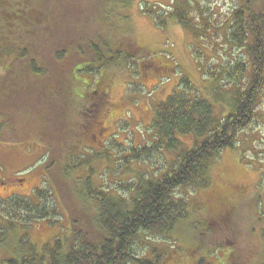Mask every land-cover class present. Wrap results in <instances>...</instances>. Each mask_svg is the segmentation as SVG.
Masks as SVG:
<instances>
[{
  "label": "trees",
  "instance_id": "16d2710c",
  "mask_svg": "<svg viewBox=\"0 0 264 264\" xmlns=\"http://www.w3.org/2000/svg\"><path fill=\"white\" fill-rule=\"evenodd\" d=\"M216 1L170 0V5L163 4L160 11L146 9V14L161 28H166L169 20L176 21L198 44H191L192 55L206 57L199 65L194 57L200 82L181 74L184 78L173 93L155 107L150 126L154 140L147 146L132 149L134 159L172 151L173 162L156 168L155 173H139L122 195L113 194L111 188L93 185L95 171L91 168L85 175V191L80 193L91 213L80 211L69 200L71 197L63 195L67 192L56 187L70 221L64 234L69 232L70 236L65 240L54 237L38 246L26 234L18 240L17 253L3 255L0 264H132L136 261L139 264H264V253L263 257H244L230 241L204 248L201 242L188 240V232L183 228L185 225L195 231L194 223L188 220V203L178 196L177 189L207 190L215 158L224 149L236 148L243 131L263 117L260 110L264 105V0H225L229 1L226 13L217 11ZM44 2L0 0V69L4 70V75H0V118L7 120L4 111L9 109L7 104L16 105V101L6 104L3 99L24 91L35 97L32 105L38 108L37 117L44 126L51 129L58 122L67 121L70 130L73 115L63 110L62 103L68 101L67 105L72 104L74 111L82 101L92 103L87 119L91 117L94 122L97 116L113 107L110 94L114 86L113 70L134 61L141 48L135 42L134 45L118 40L114 33L109 35L110 27L102 23L103 35L87 33L81 38L84 53L79 52L77 59L63 60L62 50L50 58L46 56L47 51H42L56 45V41L55 35L50 38V33L46 32L48 26L52 27V21L41 17ZM221 45L239 49V54L226 60L220 54V49H224ZM83 46H86L85 51ZM203 46L211 49L215 56L207 57ZM161 56L164 59L139 60L138 68L142 69L144 77L148 69L157 73L160 83L176 74L177 64L167 54ZM213 59L217 61L211 62ZM43 130L46 138L54 136L52 129V133L46 127ZM186 137L190 138V144L185 141ZM245 147L250 150L251 141L245 143ZM71 155L77 154L72 152ZM85 162L88 165L87 159H81V167ZM53 181L59 185L58 181ZM43 198L46 196L40 197ZM208 198L211 205L203 228L209 233H216L212 226L229 231L233 227L231 218L236 205L228 195L224 198L217 192H212ZM212 198L217 206H213ZM263 198L264 195L258 193L255 200L259 202ZM34 206L37 204L31 200L29 203L13 197L2 200L0 245L11 237L16 238L14 234L22 226L18 221L23 225L40 222L42 213L23 215ZM39 208L47 209V206ZM54 208L52 213H55ZM44 213L43 217H49L50 212L45 210ZM260 227V241L264 245V224ZM149 238L170 243L180 241L182 245L176 250L166 245L161 252V248L153 246L152 260L136 258L134 244L137 240L147 244Z\"/></svg>",
  "mask_w": 264,
  "mask_h": 264
},
{
  "label": "rangeland",
  "instance_id": "374dc122",
  "mask_svg": "<svg viewBox=\"0 0 264 264\" xmlns=\"http://www.w3.org/2000/svg\"><path fill=\"white\" fill-rule=\"evenodd\" d=\"M169 2L170 0H45L41 7V17L42 20L49 18L52 21V27L48 26L46 32L50 33V38L55 35L56 41V45L48 46L42 51H47L46 56L53 58L54 54H59V50H62L60 54L63 60L77 59L79 52L84 53L80 45L81 38L87 33L103 35L105 29H101L102 23L110 27L109 35L114 33L117 39L124 43H136L141 51L133 58L134 61L113 70L114 86L110 91L112 108L97 116L93 122L91 117L87 119L92 103L82 101L80 106L77 105L76 111L72 104L67 105L68 101L62 103L63 110L73 115L70 118L71 128L68 129L67 121L58 122L51 127L54 136L50 139L45 137L43 130L46 127L48 132L52 133L50 127L44 126L42 120L37 117L38 108L32 105L35 97L20 91L3 99L6 104L16 101V105L7 104L9 109H4L7 120L0 118V203L13 197L21 201L27 200L28 203L31 200L39 207L46 205L47 209L34 206L38 210L34 208L23 213L26 217L34 214L39 216L42 213V217L40 222H34L32 225H23L18 221L22 226L14 234L16 238L11 237L0 245V263L4 259L3 255L8 252L13 255L17 251L18 240L26 234L30 241L38 246L53 240L54 237L60 236L65 240L70 236L69 232L64 234L70 226V221L56 187L66 191L63 195L71 197L68 199L75 203L80 211L91 213L80 195L85 191V175L91 168L95 171L93 185L111 188L113 194L122 195L128 189L126 186L133 183L139 173H155L156 168L166 167L173 162L175 156L172 151H164L162 154L154 152L151 157L144 155L140 159L131 156L133 147L147 146L154 140L150 126L155 107L173 93L184 78L181 74L200 82L201 75L195 58L198 65L206 60L205 56L199 58L192 55L191 44H198L176 21L169 20L168 26L161 28L146 14L148 7L149 10L160 11L162 5L169 6ZM227 2L229 1H216L217 11L226 13ZM65 38L67 40L63 42ZM220 47H224L220 49V54L225 56L226 60L239 54V49L223 45ZM83 49L85 51L86 46H83ZM202 49L207 57L215 56L211 49L205 46ZM161 54L170 56L178 69L176 74L160 83V77L151 69L146 71L144 77L142 69L138 68V62L145 57L164 59ZM215 61L217 59L211 60L213 63ZM0 75H4L2 67ZM198 86L202 87L203 84ZM78 99L79 97L76 101ZM260 112L263 117L243 131L236 148L224 149L212 162L211 184L207 190L193 187L177 189L178 196L184 197L188 203V220L194 223L195 227V231H190L188 226H183L188 232V240L201 242L204 248L224 245L230 241L237 245L238 253L244 257H263L264 245L260 241V224L264 222L260 220H264V198L259 202L255 198L258 193L264 195V105ZM95 120H98V123H95ZM185 141L190 144L189 137H186ZM248 141H251L252 145L250 150L245 147ZM72 152L77 155L72 156ZM81 159H87L88 165L85 162L81 167ZM73 167L76 168L72 170ZM17 176H23L22 180L17 179ZM52 178L58 181V186ZM39 189H43L41 193ZM212 192H217L224 198L228 195V199L231 198L236 205L231 218L233 227L231 226L229 231L220 226H212L216 233H209L203 228L205 214L211 205L208 195ZM38 194L46 198L42 200ZM215 205L217 206L213 204ZM53 208L55 213L51 211ZM45 210L50 212L49 217H43ZM3 214L6 215L5 212ZM20 220H24L23 217H20ZM147 240V244L139 240L134 244L136 258L152 260L153 246L161 248V252L166 245L171 246L170 250H176L182 245L180 241L170 243L150 238Z\"/></svg>",
  "mask_w": 264,
  "mask_h": 264
},
{
  "label": "flooded vegetation",
  "instance_id": "af4514ba",
  "mask_svg": "<svg viewBox=\"0 0 264 264\" xmlns=\"http://www.w3.org/2000/svg\"><path fill=\"white\" fill-rule=\"evenodd\" d=\"M0 181H1V179H0Z\"/></svg>",
  "mask_w": 264,
  "mask_h": 264
}]
</instances>
